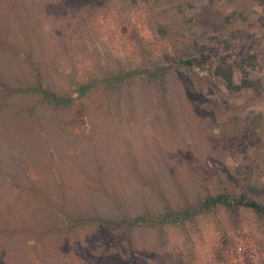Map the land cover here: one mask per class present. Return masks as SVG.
<instances>
[{"label": "rangeland", "instance_id": "rangeland-1", "mask_svg": "<svg viewBox=\"0 0 264 264\" xmlns=\"http://www.w3.org/2000/svg\"><path fill=\"white\" fill-rule=\"evenodd\" d=\"M222 191L264 203V0H0L7 264H264L242 206L102 222Z\"/></svg>", "mask_w": 264, "mask_h": 264}, {"label": "trees", "instance_id": "trees-1", "mask_svg": "<svg viewBox=\"0 0 264 264\" xmlns=\"http://www.w3.org/2000/svg\"><path fill=\"white\" fill-rule=\"evenodd\" d=\"M184 61L190 63V59L186 58ZM230 80V73L229 78ZM87 85V84H86ZM85 85V86H86ZM49 91L48 98L55 100V102H61L64 100L57 93ZM218 205H224L229 208L245 207L252 209L258 215L264 217V203L255 196H243L241 198L230 195L228 192L222 191L217 193H209L202 197H199L195 202L187 203L183 207L173 208L170 205H165L164 210L159 212H150L148 210L137 213L133 216L123 215L116 217L115 219H102V222H109L107 227L117 228L120 225L133 226V225H163L168 222H182L186 218H191L199 212L210 211ZM101 220V219H100ZM107 221V222H106ZM0 264H7L6 261L0 256Z\"/></svg>", "mask_w": 264, "mask_h": 264}]
</instances>
